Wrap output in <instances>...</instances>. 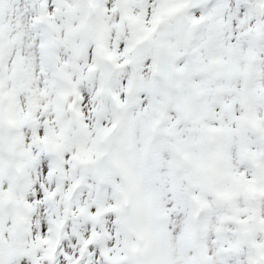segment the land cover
Listing matches in <instances>:
<instances>
[{
  "label": "snow or ice",
  "instance_id": "6c2138e0",
  "mask_svg": "<svg viewBox=\"0 0 264 264\" xmlns=\"http://www.w3.org/2000/svg\"><path fill=\"white\" fill-rule=\"evenodd\" d=\"M0 264H264V0H0Z\"/></svg>",
  "mask_w": 264,
  "mask_h": 264
}]
</instances>
